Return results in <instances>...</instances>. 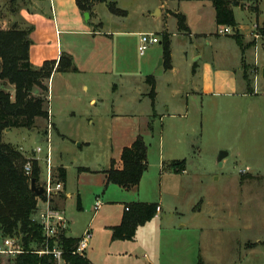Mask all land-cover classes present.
Masks as SVG:
<instances>
[{
    "label": "rangeland",
    "instance_id": "obj_1",
    "mask_svg": "<svg viewBox=\"0 0 264 264\" xmlns=\"http://www.w3.org/2000/svg\"><path fill=\"white\" fill-rule=\"evenodd\" d=\"M168 1L169 8L186 18L189 31L179 29L177 17L165 20L153 16L158 14L157 6ZM116 2L127 14H114L105 3H97L88 17L81 13L83 28L92 25L89 24L92 18L91 22L102 23L96 29L102 26L101 31L107 35L57 38L54 24L58 25V19L52 11L53 0H0V29H33L34 68L41 67L45 59H53L58 46L65 52L73 51L78 65L89 58L83 50L95 48L92 57L95 67L106 69L57 74L52 78L48 108L58 119L60 136L52 135V121L48 128V122L42 120L32 130L4 131L2 141L18 151L23 148L27 154L41 147L40 156L45 158L46 131L50 129L54 161L68 170L71 196L65 203L66 217L74 233L88 226L93 233L87 253L93 241L99 242L102 251L106 249L103 242L112 235L110 227L119 223L120 206L124 209L128 203H150L161 204L163 212L139 227L134 241L125 245L134 248L136 255L125 254L117 260L120 264H264V78L259 75L257 83L254 80L264 66V37L256 42L250 36L256 24L258 30H264V0H259L258 15L251 9L234 7L236 21L244 26L243 33L254 43L253 49L246 53L244 67L251 87L257 86L256 97L242 96L250 87L242 77V52L232 36L221 35L222 28L216 24L211 3ZM66 13L73 17L74 9L69 3ZM58 18L62 25L60 14ZM162 28L170 32L177 76L165 73L164 66H159L161 57L156 52L160 49L163 53V45H151L143 56L138 50L140 38L135 32L158 34ZM256 47L260 68L255 63ZM196 67L200 79L194 76ZM148 75H154L158 82L159 98L154 114L146 95L150 91ZM169 81L172 83L168 85ZM198 81L206 87L193 92ZM171 86L181 89L178 97L172 96ZM0 89L15 94L14 87L2 81ZM187 93H192L190 98ZM64 95L69 96L68 104L62 100ZM92 96L98 98L97 106L90 105ZM136 97L139 101L136 116L130 120L113 116L119 110L129 111L126 101ZM121 103L125 105L119 109ZM71 111L76 114L73 116ZM118 121L123 124L116 127ZM136 128L141 129L148 147V169L139 190L135 189L131 195L134 200L130 202L129 195L118 187L102 188L97 194L102 206L95 214L94 192L99 190L101 177L80 173L79 169L106 168L110 149ZM174 161L187 162L186 172H174L171 167ZM46 171L44 162L42 181L46 179ZM100 257L114 260L103 253Z\"/></svg>",
    "mask_w": 264,
    "mask_h": 264
},
{
    "label": "trees",
    "instance_id": "obj_2",
    "mask_svg": "<svg viewBox=\"0 0 264 264\" xmlns=\"http://www.w3.org/2000/svg\"><path fill=\"white\" fill-rule=\"evenodd\" d=\"M187 2H209L215 10V21L219 27H232L243 56L254 43L246 44L243 36L237 30L234 7L245 8L250 4L253 12L259 11V0H184ZM97 3H105L110 11L117 15H125L126 11L117 6L116 0H76L78 9L91 14ZM180 30L189 31L186 18L176 14ZM33 29H0V81L14 87V96L5 89H0V238L17 237L27 251L14 259V264H46L48 259L40 258L31 251L42 240L41 228L32 221L37 204L42 196L31 189L34 179L38 185L40 180V165L32 160V174H25L24 166L29 162L25 155L2 141V134L7 129H35L38 119H48V81L54 71L66 73L72 69L73 61L62 54L59 60L45 61L40 68H34L31 63V48ZM264 33V30H261ZM163 66L166 71L172 69V44L170 35L162 34ZM246 71V69H245ZM248 81V75L245 74ZM151 85L150 95L155 97V79L147 78ZM249 82V81H248ZM148 147L139 136L131 146L125 147L121 159L123 169L112 167L105 171L107 185H118L124 189L137 187L148 169ZM185 161H174L171 165L176 173H180ZM80 171L90 172L87 168ZM58 179L67 181L65 168L58 169ZM158 204L133 203L128 206L119 225L111 227L112 241H133L139 227L152 221L157 215ZM78 239L65 238L64 246L69 249L76 245ZM66 264H93L86 256L81 257L71 253L65 254Z\"/></svg>",
    "mask_w": 264,
    "mask_h": 264
},
{
    "label": "crops",
    "instance_id": "obj_3",
    "mask_svg": "<svg viewBox=\"0 0 264 264\" xmlns=\"http://www.w3.org/2000/svg\"><path fill=\"white\" fill-rule=\"evenodd\" d=\"M53 2H54V5L52 7V11L53 12L55 11L56 18L58 19V25H55L54 24V29H55L54 31H55V33L57 35V38L59 36L61 37L63 35L64 36H73V37H75L77 35H86L88 37H90V36L97 37V36L107 35V33H103L101 31L102 30L101 29L102 26L99 27L100 29H96L98 26L102 25V23L95 24V23L91 22L92 18L89 21L90 22L89 24H92L91 25L92 27L91 26L90 27L89 26L88 27L86 26V28H83L84 25L82 24L83 21L81 19L83 13L78 9L77 4H76V0H53ZM67 3H69L70 4V7L74 9V14H73V17L72 18H70L67 15V13H66V5H67ZM169 3H170V1H168L167 4H166V2H163L160 5H158L157 6L158 7L157 8V11H158V14L159 15L158 14L157 15L154 14L153 16L165 17V20H167V18H171L172 16L175 17L176 14H179V12H177L176 10L169 8V5H168ZM243 9H245V10L246 9H249L250 10V4H247L245 6V8H243ZM259 12H260V9H259L258 12H255V14L258 15ZM81 13H82V15H81ZM58 14H60V17L62 18V25H60V23H59ZM214 16H215V13H214ZM257 23H259V22H257ZM262 24H264V23H262ZM55 26H57V27H55ZM243 29H244V26H242V24L238 23L237 30L243 36L244 41H246V40L248 41V42H245V43L246 44L252 43L253 40L251 42V40L248 39L249 38L248 37L249 35L243 33V31H242ZM188 30H190L189 26H188ZM141 33H143V32H137V33L135 32V35H137L139 37ZM144 33H146V32H144ZM164 33H167V34L170 35V32H169L168 28H162L161 31L158 33V34H160L159 36L161 37V41H162V34H164ZM173 35L175 36L176 33H174ZM189 35L190 36H193L192 33H190ZM160 44L162 45V42ZM32 49H33V46L31 48V53H32ZM252 49H253V46L249 50H252ZM262 49H263V53H264V43H262ZM83 51L86 52V55H88L89 58L83 64H79V65L82 66V68H81V66L79 67L78 62H77V60L75 58V55H74V52L73 51L70 50V51L65 52L62 49H60L58 46H57V54H55V57L53 59H45L43 61V63H44L47 60H59L60 59V56L63 53H66L72 59V61H73L72 69L69 72L61 73V72L54 71L53 74H52V76H51V78L49 79V81H48V87H49L48 105H49V100H50L51 80H52V78H55L57 74H60V75H69V73H71V72H79V71H84V72H86V71H90V72L102 71V72H105L106 69L100 68L99 66L98 67H95V62H93L94 59L92 58L96 54L95 53V51H96L95 48L94 49L87 48V49H84ZM247 52H248V50L246 51V53ZM246 53H245L244 56L242 54L241 72H242L243 81H245V83H247L250 87L248 88V92L245 91L242 96L243 97H249V96L256 97V96L259 95L257 93V90H256L257 89V86L255 85L254 88L251 87V84L252 83H249L245 79V74H247L245 72V67H244L245 63L247 62L246 61L247 60ZM156 56L157 57H161V61H160L159 66H163V53L160 51V49L157 50ZM30 58H31V54H30ZM256 66H257V63H256ZM257 67H259V66H257ZM263 69H264V66H262L260 68L259 74L255 75V78H254L255 83H257L256 82V79L258 78V76L259 75L262 76V70ZM164 72L165 73L169 72L170 73L169 75L172 74V76H177V74H178V69H177V66H176V57H175V53H174L173 48H172V69L171 70H168V71L165 70ZM151 76L155 79V97L153 99L151 97V95H150L151 88H152L150 84H149L150 91L146 95L150 98V100L152 102V106H153V109H154L152 114H154V113H156V104H157V101H158V98H159V89H158V82H157L156 77L154 75H148V77H151ZM194 76L195 77H198L200 79V71H199V68L198 67H196L194 69ZM169 79H167V80H169ZM169 83H172V82L169 81L168 82V85H169ZM178 84L179 83L176 82V86H178ZM53 85H52V90L54 89V86ZM67 86L70 87L69 84ZM201 87H203V89H204V87H206V85L205 86H202V82L201 81L196 82V85L194 87L195 89L193 90V92H196V90L201 89ZM84 89L88 90V88L85 85H84ZM180 91H181V89H177L176 87L171 86V93H172V96L173 97H176V96L178 97V95L180 94ZM192 93H187L186 94L187 98H190V96L192 95ZM194 96H196V95H194ZM62 100H65V103L68 104L69 103V96L68 95H64V97L62 98ZM138 102L139 101H138L137 97L136 98H133V99H130L129 101H126V103L129 106V111L124 112V111L119 110L118 112L114 113L113 116L116 117V118H128V120L132 119L133 116H136L137 115L136 105L138 104ZM89 103H90L91 106H97V104H98V98L95 97V96L90 97ZM124 105H125V103L124 104L121 103L119 105V109L123 108ZM186 109L189 112L188 105L186 106ZM48 110H49V118L47 120L46 119H38L37 120V123H39L42 120H45L46 122H48V128H49V126H50V122L49 121H52V124H51L52 126L50 127V129L52 131V135L54 133H56V134H58L60 136L61 135V128H60L61 126L58 124V121H57L58 119H57V117H55V115L53 113L51 115V112H50V109L49 108H48ZM188 112H187V114H188ZM70 113H72L73 116L76 114L74 111H71ZM186 117H187V115H186ZM122 124L123 123H121L120 121H118L116 123V127L117 126H121ZM126 124H128V126H130L131 123H126ZM50 129L48 131H46V136H47V142L49 140L50 141V145H51L52 142H51V132H50ZM152 129L154 130L155 129V126H152ZM141 132L142 131H141L140 128H138V129L137 128L136 129H131L130 130V133L127 132L125 134L124 140L118 142V144L116 145V147H113L112 149H110L111 150V154L109 155V158H108L109 161H108V164H107L106 168L101 169V170H93V171L90 170V172L80 171V169H79L80 173H88V174L91 173L93 175L97 174V175H99L101 177V179L99 180V182L97 184V186L99 187L98 188L99 190H97V191L94 192V195H96L95 203H96V201L98 199L100 200V198H99L100 195H97V194L99 192H101L102 188H104V190H106V189L110 190L111 187H116V188L118 187L117 189L126 192L127 194H125V195H127V196L129 195V198H131L132 193L134 194V192L136 191L135 189H138L139 190V187H140V184H141L142 180H141L140 184L137 187H134L132 189H124V188H122V187H120L118 185H113V184L107 185V174H106L105 171L109 170L112 167V163L113 162H114V168L115 169H118V170H122L123 169L124 165H123V161L121 159L122 151H123V149L125 147L131 146L133 144V142L139 136H142L141 135ZM161 132L164 133L163 128H162ZM194 132H195V130H194ZM48 146H49V144H48ZM48 146H47V151H48ZM51 151H52V146H51ZM42 152H43V148H42ZM41 153L36 154V153H34V149H33L28 154L25 153V150H24V153L23 154L27 158L34 157L35 160L38 161V163L40 165V170H41L40 180H39L38 186L43 187L46 179L44 181H42L41 180V174H42V165H43V163L45 161H44V157H41L40 156ZM147 161H148V159H147ZM186 165H187V162L185 163V166H184L183 170L181 171V173H185L186 172ZM60 168H65L66 169V172H67V181H66V183H64L63 192L60 194V196L58 198L55 199L54 205H55V207L58 210L64 212V214L66 215V213H65V203H66V201L71 196V194L69 192L68 170H67V167L65 165H63L61 162L60 163H58V162L56 163V161H54V158H53V155H52V170H53V173H54V175H55L56 178H58V176H57L58 175V169H60ZM163 169H164V166H163V168H162L161 171H163ZM46 170H47V166H46ZM173 171H174V169H173ZM112 189H115V188H112ZM102 193H105V191L102 192ZM133 200H134V196H132V198L130 199V202L133 201ZM119 204L120 203H118V205ZM129 204H132V203H128V205ZM128 205L126 204L124 206V209H123V206H120V207H122V210H121V214H120L119 219H118L119 220V223H117L118 225L121 223L122 218H123V216H124V214L126 212V207H128ZM158 205L161 207V211L157 213V216H159V214H161L163 212L162 205L161 204H158ZM94 206H95V204L93 205V209H94ZM88 228H90V226H88L87 228H85V230L84 229H81V230H78V231H76L74 233L73 232V228L70 226V230L68 232V236L69 237H72V238L78 239ZM92 240H93V233H92V238H91L90 245L92 244ZM128 242L129 241H112L111 240V236H110L109 239H107L105 242H103L107 246H106V249L105 248H102V249H104V251H102L101 248L98 247L99 242L96 243V241L95 242L93 241V247L91 248V250H89L88 253L86 252V257L93 264H120V261L117 262V260L119 258H124L125 257V254L126 255H129V256H131V255L132 256L133 255L135 256L136 255V250H134V248H131L129 246H125V245H127ZM259 242H261V241H259ZM118 243H120V244H118ZM129 243H132V241H130ZM90 247L91 246H89V249H90ZM101 253H103L104 255H107V256L109 255V257L113 258L114 260H110V259L109 260H102L101 257H100V254ZM144 256L146 257L147 254L145 253ZM14 259H15V257L0 256V263H4V261H5L6 264H9V263H13L14 264ZM115 259H116V262L117 263L115 262Z\"/></svg>",
    "mask_w": 264,
    "mask_h": 264
},
{
    "label": "built area",
    "instance_id": "obj_4",
    "mask_svg": "<svg viewBox=\"0 0 264 264\" xmlns=\"http://www.w3.org/2000/svg\"><path fill=\"white\" fill-rule=\"evenodd\" d=\"M221 35L232 36L236 33V30L232 27H221ZM250 36L257 42L264 37V34L258 30L257 24L253 26ZM139 53L143 56L151 45L161 43V37L155 33H141L139 36ZM255 61H258V47L255 50ZM257 59V60H256ZM48 151L44 161L47 166L46 180L43 185L45 193L42 198L39 199L37 208L33 214L32 221L36 223L42 230L41 242L33 247L31 251L33 254L38 255L40 258L45 257L48 259L46 264H66L65 254H73L81 257L86 256V252L90 246L92 233L88 228L77 240L76 245L71 247L70 250L64 246L65 238H70L68 232L70 230V221L64 214V212L58 210L54 201L60 196L64 189V183L59 181L55 177L52 170V151L50 141L48 140ZM20 151L24 149L20 148ZM42 152V148L34 149V153L39 154ZM29 162L24 166L25 174L30 176L32 174V160L34 157L28 158ZM102 206V202L98 199L95 203V213L99 211ZM129 208L126 207V211ZM161 211V207L158 206L157 212ZM27 251L22 246L21 241L17 237H5L0 238V256L17 257L24 254Z\"/></svg>",
    "mask_w": 264,
    "mask_h": 264
},
{
    "label": "water",
    "instance_id": "obj_5",
    "mask_svg": "<svg viewBox=\"0 0 264 264\" xmlns=\"http://www.w3.org/2000/svg\"><path fill=\"white\" fill-rule=\"evenodd\" d=\"M158 12V11H157ZM86 16L88 17L89 14L86 13ZM262 77L264 78V69L262 70ZM7 131H9V129H7ZM223 159V155L220 157L219 161L221 162ZM31 189L38 195V196H43V194L45 193V189L41 186H38L36 183V180H32L31 181Z\"/></svg>",
    "mask_w": 264,
    "mask_h": 264
}]
</instances>
